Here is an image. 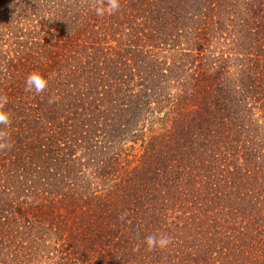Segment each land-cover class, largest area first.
<instances>
[{"label":"trees","instance_id":"obj_1","mask_svg":"<svg viewBox=\"0 0 264 264\" xmlns=\"http://www.w3.org/2000/svg\"><path fill=\"white\" fill-rule=\"evenodd\" d=\"M118 5L0 0V264H264V0Z\"/></svg>","mask_w":264,"mask_h":264},{"label":"clouds","instance_id":"obj_2","mask_svg":"<svg viewBox=\"0 0 264 264\" xmlns=\"http://www.w3.org/2000/svg\"><path fill=\"white\" fill-rule=\"evenodd\" d=\"M111 11H115L118 9V0H109ZM105 9L103 7L96 8V14L98 16L104 15ZM26 89L29 91H35L37 93L44 91L47 86V80L44 79L39 73L34 72L28 75L25 81ZM7 103V97L0 96V109H2L3 104ZM10 124V116L9 113L3 110H0V125L8 126ZM7 134L3 131H0V141L6 140ZM9 147V145L5 142H0V149H4ZM136 232L132 231V238L136 237ZM171 240L169 237L165 235H149L145 238V243L147 244L149 249H153L156 247L165 248L170 244Z\"/></svg>","mask_w":264,"mask_h":264}]
</instances>
